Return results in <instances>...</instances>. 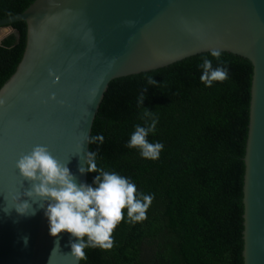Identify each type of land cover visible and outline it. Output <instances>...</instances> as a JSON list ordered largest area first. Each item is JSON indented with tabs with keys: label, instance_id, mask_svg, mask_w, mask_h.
I'll return each instance as SVG.
<instances>
[{
	"label": "water",
	"instance_id": "95a60500",
	"mask_svg": "<svg viewBox=\"0 0 264 264\" xmlns=\"http://www.w3.org/2000/svg\"><path fill=\"white\" fill-rule=\"evenodd\" d=\"M27 25L15 72L0 88V264H80L70 235H49L43 209L21 217L28 198L16 161L36 145L67 162L77 183L109 83L219 48L253 66L244 156V264H264V0H35L0 19V43ZM54 73V77L49 73ZM54 97V99L52 98ZM81 160V161H80ZM34 208L38 206L33 204ZM27 235V247L21 237Z\"/></svg>",
	"mask_w": 264,
	"mask_h": 264
},
{
	"label": "trees",
	"instance_id": "16d2710c",
	"mask_svg": "<svg viewBox=\"0 0 264 264\" xmlns=\"http://www.w3.org/2000/svg\"><path fill=\"white\" fill-rule=\"evenodd\" d=\"M35 0H0V19L27 9ZM0 43V88L20 63L27 36L24 21ZM202 56L163 68L113 79L96 114L90 143L98 167L129 178L138 192L154 196L147 218L123 220L112 233L109 250L85 248L80 264H244V156L249 130L253 66L243 57L221 52L228 78L205 87L197 67ZM216 62L213 61L215 67ZM145 76L143 106L158 118L149 142L164 145L157 160L144 159L125 145L143 125L137 96ZM96 173H87L91 184ZM123 211V210H122Z\"/></svg>",
	"mask_w": 264,
	"mask_h": 264
},
{
	"label": "clouds",
	"instance_id": "9594fccd",
	"mask_svg": "<svg viewBox=\"0 0 264 264\" xmlns=\"http://www.w3.org/2000/svg\"><path fill=\"white\" fill-rule=\"evenodd\" d=\"M209 56L211 59L202 56L201 63L197 65L201 70L200 82L205 87L225 81L229 71L228 62L222 59L219 48L210 49ZM213 61L216 62L215 67ZM49 74L54 77V73ZM145 80L146 85L137 96V107L144 109L141 115L144 124L134 126L125 146L138 150L144 159L157 160L164 145L149 142L147 137L155 134L158 118L153 111L143 106V102L148 87H156L159 83L153 76H145ZM0 104H3L2 100ZM86 141L102 144L104 136L98 134L87 137ZM96 158V152L89 151L84 155L83 164L78 166L81 175L97 174L92 183H77L67 166L69 160L61 162L45 145L34 146L16 161L21 177L30 185L23 193L28 199L20 198L12 208L5 207L3 211L8 214L14 208L19 216L29 217L34 216L38 209H43L48 220L49 235L57 238L53 251L59 249V234L67 232L71 234V254L77 262L86 258L85 248L111 249L112 233L116 226L122 220L131 224L144 221L154 196L138 192L129 178L98 167ZM33 204L38 207L34 208ZM21 240L27 247L29 237L24 235Z\"/></svg>",
	"mask_w": 264,
	"mask_h": 264
}]
</instances>
